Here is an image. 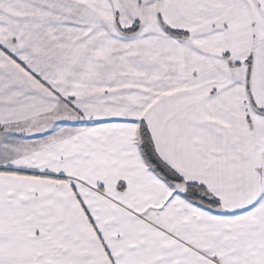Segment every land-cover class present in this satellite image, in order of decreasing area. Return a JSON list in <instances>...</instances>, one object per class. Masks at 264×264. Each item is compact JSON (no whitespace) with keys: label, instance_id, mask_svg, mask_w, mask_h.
Instances as JSON below:
<instances>
[{"label":"snow or ice","instance_id":"6c2138e0","mask_svg":"<svg viewBox=\"0 0 264 264\" xmlns=\"http://www.w3.org/2000/svg\"><path fill=\"white\" fill-rule=\"evenodd\" d=\"M0 264H264V0H0Z\"/></svg>","mask_w":264,"mask_h":264}]
</instances>
